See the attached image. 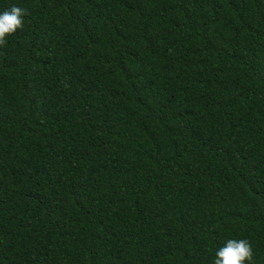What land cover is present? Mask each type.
Instances as JSON below:
<instances>
[{
  "label": "trees",
  "instance_id": "obj_1",
  "mask_svg": "<svg viewBox=\"0 0 264 264\" xmlns=\"http://www.w3.org/2000/svg\"><path fill=\"white\" fill-rule=\"evenodd\" d=\"M0 264H264V0H0Z\"/></svg>",
  "mask_w": 264,
  "mask_h": 264
},
{
  "label": "clouds",
  "instance_id": "obj_2",
  "mask_svg": "<svg viewBox=\"0 0 264 264\" xmlns=\"http://www.w3.org/2000/svg\"><path fill=\"white\" fill-rule=\"evenodd\" d=\"M27 10L13 5L0 13V46H4L6 37L15 33L18 29H23V17ZM214 264H245L252 262L253 251L250 242L246 239H229L225 245L215 253Z\"/></svg>",
  "mask_w": 264,
  "mask_h": 264
}]
</instances>
